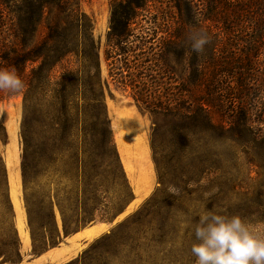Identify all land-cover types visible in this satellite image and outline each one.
Returning a JSON list of instances; mask_svg holds the SVG:
<instances>
[{"label": "trees", "instance_id": "trees-1", "mask_svg": "<svg viewBox=\"0 0 264 264\" xmlns=\"http://www.w3.org/2000/svg\"><path fill=\"white\" fill-rule=\"evenodd\" d=\"M83 1L89 0H0V69L14 68L24 82L19 93L0 90V107L23 97L26 191L34 170L38 115L45 148L49 136L55 135L58 148L68 146L63 153H78L82 145L83 153L97 151L102 158L115 157L121 165L106 105L108 82L102 72L101 44L95 36V20L83 10ZM166 2L168 11L160 18L164 9L158 0H111L105 52L113 66L110 76L120 69L126 71L124 78L134 89L140 110L176 123L181 155L189 150L199 155L208 152L202 168L217 175L219 168L212 160L220 156L211 154L219 144L229 143L238 155L247 156L251 170L264 177V0ZM153 8L159 13L149 22L162 32L160 37L158 32H137L143 13ZM202 31L210 43L196 54L191 51V37ZM180 65L183 73L177 77ZM5 123L4 115L0 118L2 139L8 137ZM86 183L83 193L91 195L90 183ZM127 187L130 194L103 209L101 222L112 221L124 211L134 196L128 182ZM258 194L256 200L248 199L247 207L251 209L254 203L264 216V186ZM25 200L34 253L60 246L57 217L46 197L26 193ZM5 204L12 212L10 203ZM61 213L67 237L81 231L76 209L72 221L65 211ZM88 216L84 223L96 221L92 214ZM8 238L12 242L7 246L20 253L16 231ZM1 256L10 259L11 255Z\"/></svg>", "mask_w": 264, "mask_h": 264}, {"label": "rangeland", "instance_id": "rangeland-1", "mask_svg": "<svg viewBox=\"0 0 264 264\" xmlns=\"http://www.w3.org/2000/svg\"><path fill=\"white\" fill-rule=\"evenodd\" d=\"M164 2L162 9L168 4ZM82 8L94 18L95 36L101 44L102 72L108 82L106 105L121 165L115 157L102 158L97 151L83 153L82 145L78 153H63L68 146L58 148L55 135L49 136V147L45 148L38 115L34 170L29 173L26 191L22 168L23 97H15L2 105L0 118L5 115L8 137L0 138V264H195L196 258L191 252L192 244L198 243L194 226L206 210L229 217L239 215L264 238V223L259 222L264 216L258 213L259 208L254 203L251 209L247 207L248 199H257L258 190L264 186V177L257 175L256 169L251 170L247 156L238 155L235 145L229 143L219 144L211 154V157L216 153L220 156L212 160L219 168L217 175L205 166L202 168L208 152L199 155L196 150H189L185 156L181 155L176 123L166 116L155 117L140 110L134 99V89L124 78L126 71L120 69L114 77L110 76L113 66L107 62L105 52L111 0L83 1ZM161 11L160 18L168 10ZM158 13L154 8L143 13L145 16L137 32L143 35L158 32V37L162 36V32L154 30L149 22L150 18H157ZM182 73L180 65L176 76ZM149 173L154 179L152 188L140 195L135 181L140 182ZM84 182L90 183L91 195L83 193ZM127 182L134 196L125 203L124 211L112 221L104 222L107 224L105 232L82 243L74 258L45 262L40 257L53 248L34 253L26 193L46 197L55 211L64 243L71 235L67 237L64 231L62 210L70 215V221L75 209L78 211L81 215L79 230L101 222L103 209L130 194ZM134 198L139 200L134 203ZM6 202L12 206V212H8ZM101 203L105 205L97 210ZM89 214L96 221L84 223ZM15 231L20 253L7 246L12 242L8 236H15ZM113 231L115 235H111ZM2 253L11 255L10 259L1 256Z\"/></svg>", "mask_w": 264, "mask_h": 264}, {"label": "clouds", "instance_id": "clouds-1", "mask_svg": "<svg viewBox=\"0 0 264 264\" xmlns=\"http://www.w3.org/2000/svg\"><path fill=\"white\" fill-rule=\"evenodd\" d=\"M208 43L206 32L193 35L191 51L200 54ZM23 88L14 68L0 69V90L19 93ZM194 235L198 241L191 246L195 264H264V238L239 215L206 210L194 226Z\"/></svg>", "mask_w": 264, "mask_h": 264}, {"label": "crops", "instance_id": "crops-1", "mask_svg": "<svg viewBox=\"0 0 264 264\" xmlns=\"http://www.w3.org/2000/svg\"><path fill=\"white\" fill-rule=\"evenodd\" d=\"M153 175L149 173L145 176V179L135 181L136 182V189L143 195L144 192H147L148 189L152 188L153 183ZM139 200L135 198L134 203ZM107 224L104 222L95 223L89 227L82 229L81 231L71 235L70 237L66 238L65 242L62 243L59 247L53 248L46 253H44L40 258L44 259L45 262H60L65 261L70 258H74L79 249L81 248L80 245L82 243L90 242L99 236H101L106 230Z\"/></svg>", "mask_w": 264, "mask_h": 264}]
</instances>
